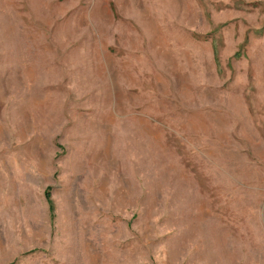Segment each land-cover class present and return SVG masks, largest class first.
Returning a JSON list of instances; mask_svg holds the SVG:
<instances>
[{
  "label": "rangeland",
  "instance_id": "rangeland-1",
  "mask_svg": "<svg viewBox=\"0 0 264 264\" xmlns=\"http://www.w3.org/2000/svg\"><path fill=\"white\" fill-rule=\"evenodd\" d=\"M0 264H264V0H0Z\"/></svg>",
  "mask_w": 264,
  "mask_h": 264
},
{
  "label": "trees",
  "instance_id": "trees-1",
  "mask_svg": "<svg viewBox=\"0 0 264 264\" xmlns=\"http://www.w3.org/2000/svg\"><path fill=\"white\" fill-rule=\"evenodd\" d=\"M49 195V194H48Z\"/></svg>",
  "mask_w": 264,
  "mask_h": 264
}]
</instances>
